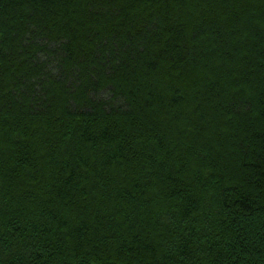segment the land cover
Returning <instances> with one entry per match:
<instances>
[{
	"label": "trees",
	"instance_id": "16d2710c",
	"mask_svg": "<svg viewBox=\"0 0 264 264\" xmlns=\"http://www.w3.org/2000/svg\"><path fill=\"white\" fill-rule=\"evenodd\" d=\"M0 264H264V0H0Z\"/></svg>",
	"mask_w": 264,
	"mask_h": 264
}]
</instances>
